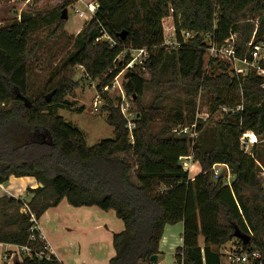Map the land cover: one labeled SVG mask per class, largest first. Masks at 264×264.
Here are the masks:
<instances>
[{"label": "trees", "instance_id": "1", "mask_svg": "<svg viewBox=\"0 0 264 264\" xmlns=\"http://www.w3.org/2000/svg\"><path fill=\"white\" fill-rule=\"evenodd\" d=\"M97 3L95 16L76 37V51L37 94L29 84L31 58L38 47L31 46L32 38L54 23L60 30L68 4L58 15L23 14L0 28V184L12 178L35 179L37 187L27 189L30 197L25 201L38 222L64 200L74 208L114 211L125 229L113 235L115 256L109 264H155L151 258L160 254L166 227L177 224H183L184 231L176 264H202V253L207 264H218L211 249L236 239L240 253H260V260L252 264H264L259 165L264 168V78L256 70L246 76L230 73L225 64L220 65V74H209L204 62L207 38L221 47L234 35L237 58L252 60L248 45L264 44V0ZM172 11L180 46L169 52L163 46L162 22ZM183 31L196 36L185 43ZM142 48L151 53L145 64L148 78L137 70L123 83L136 108L134 128H128L119 105L103 94L106 122L115 139L88 147L84 133L57 114L73 108L67 96L77 87L74 69L84 68L86 76L99 81L101 92L130 60L126 56L117 63L118 59L129 49ZM261 65L264 68V61ZM148 94L152 99L145 102ZM170 100L172 106L166 109ZM198 102L212 115L221 108L232 111L210 127V120L196 121ZM194 124L201 133L195 143L173 132ZM249 132L262 141L251 153L241 142ZM190 154L201 168L194 180L181 163ZM216 165L230 169L234 177L230 185L222 174L215 178ZM23 206L12 196L0 197V244L28 248L31 256L23 254L21 264H62L48 252L41 232L33 230L35 224L22 212Z\"/></svg>", "mask_w": 264, "mask_h": 264}, {"label": "rangeland", "instance_id": "2", "mask_svg": "<svg viewBox=\"0 0 264 264\" xmlns=\"http://www.w3.org/2000/svg\"><path fill=\"white\" fill-rule=\"evenodd\" d=\"M90 3H97V0H35L31 3H28L27 0H0V28L7 24H11L14 20L18 19L23 14H29L32 16H45L50 14L58 15V10L65 4H68V19L64 20L65 22L60 30H57V23H54L51 26L40 29L36 34H34L32 38L31 46H34V44L38 45V47H36L34 56L31 58V66L29 70L30 89L31 91L36 92L33 94L39 93L46 85L48 78L55 73L56 69L61 66V64L73 52L76 51V37L81 32L85 24L91 20L90 14L88 13L87 9V5ZM75 8H77L79 12L84 13L87 19L79 18L78 14L75 11ZM164 20L162 22V26L164 35L163 37L165 40V34L167 32L165 31L166 28L172 25L175 26L173 11L171 12V15L169 17H166ZM183 32L184 34L190 33L187 42L194 39V37L196 36L194 33L189 31ZM105 40L107 41V39ZM208 40L209 38H207L205 41L207 43V54L204 57L205 69L207 70V73L213 75L220 74V65L222 64H225L229 67L230 73L235 72L234 70L239 68L247 70L248 73L251 70H257L252 65L248 66L246 64H243L242 62L231 61L227 58H221L222 60L215 59L208 50L211 44L210 42H208ZM234 40L236 42L237 36H235ZM164 47L169 52L177 50L178 48L176 44L171 43L168 46ZM124 57L125 55H122L121 58L118 59L117 63H123L125 61ZM213 61L215 63L211 65ZM139 73H143L142 76L148 78L145 70H141ZM73 80L74 82H76L77 87H75V90L67 96V100L73 104V108L58 110L57 114L58 116L63 118L65 122L78 128L81 132L84 133L88 147H93L97 144H100L104 140L115 139L113 128L106 122L107 114L104 112V108L107 105V101L103 98L105 95H107L109 100L115 102L116 105H119L121 112L122 108L127 110V117H125L124 115L123 116L128 120L129 126L134 128L136 108L134 107V100L127 97L124 92L123 83L127 81L125 80V78L120 77L118 80L119 84H116V86H110L108 91L99 92V81H92L88 76H86L84 68L78 66L74 69ZM120 86H122V92ZM122 93L125 95V98L123 97ZM151 96V94H148L144 101H150L152 99ZM169 106H172L171 100L166 105V109ZM229 112L230 111L224 112V110L221 108L219 112L212 115L209 112L207 106H201L198 102L196 121L201 120L198 119L199 117H197L199 115L200 118H202L201 121L203 122H208L210 120L209 126L212 127L216 122L221 121L223 116ZM200 134L201 133L199 132V136ZM252 136H255L254 133L249 132L248 135H246V137L244 136L241 140L242 145L244 146V149L247 153H251L252 148L255 144L257 145L262 143L259 137L255 136L257 139L256 142L255 138L253 139ZM251 140H253V143ZM259 165L261 168L260 175L264 186V168L261 164ZM217 168L220 172L219 175H224L226 177V181H229V183L231 184L234 177L232 176L230 169L228 170L224 165H218ZM200 173V165L196 162H193L192 170L189 173V178L191 180H194ZM31 180L33 179L21 180V178H13L8 183L3 184V190H0L1 192H3L0 195H8L19 200L27 201L29 199V196L27 195L26 188L30 185ZM67 204L68 203L65 202L64 205H61L59 211L65 210L64 206H67ZM72 210L70 211V213L77 212L76 214L73 213V215H79V217L75 216L73 218V222L69 223L68 220L70 216L64 213L63 221L72 225L69 227L70 229H72V231H69V233L72 234L75 242H81V233L87 232V228L91 229L94 223L92 221H83L80 218L82 215H80L76 209L72 208ZM59 211H55L54 213L58 214ZM66 216L68 220H66ZM67 235L69 236V234ZM81 243L87 245L86 242ZM13 247L14 248L12 250H9L7 245H0V264H16L15 260H18L19 263L24 257L23 254L26 256L27 253L25 251L18 247ZM89 251L91 253L93 252L92 250ZM163 259L164 257L161 258L160 261H162ZM165 263H168V260H166ZM247 264H252V262Z\"/></svg>", "mask_w": 264, "mask_h": 264}, {"label": "crops", "instance_id": "3", "mask_svg": "<svg viewBox=\"0 0 264 264\" xmlns=\"http://www.w3.org/2000/svg\"><path fill=\"white\" fill-rule=\"evenodd\" d=\"M24 179L33 178H21V180ZM36 187L37 182L33 179L26 189H34ZM0 190L2 189L0 188ZM2 192L0 191V194ZM27 195L30 197L28 193ZM65 202L67 201L64 200L58 207L48 210L38 223L43 239L49 246L50 253L62 264H109V261L115 256L113 235L125 229L124 223L116 217L114 211L105 212L97 207L74 208L67 204V206H64L65 210L59 211L61 205H64ZM71 207L82 215L80 218L83 221H92L94 223L91 229L87 228V232L81 233V242H86L87 245L80 241L75 242L72 234L69 233V231H72L69 228L72 225L69 223L73 222L75 216L79 217V215H75L77 212L70 213L72 210ZM55 211H59V213L55 214ZM64 213L70 216L69 220L67 216L65 217L69 223L63 221ZM73 213L75 214L73 215ZM183 231V224L166 227L164 237L160 244V254L157 256L158 260L154 262L155 264H176V250L183 245ZM204 244V238L200 237L199 247L202 250L204 249ZM7 246L9 250L14 248L11 245ZM89 250L93 252L91 253ZM231 250L238 254L240 253L241 248L239 247V241L237 239L219 248L213 247L211 249L212 253L219 257V259H216V261H219L218 264H233L228 257V253ZM202 256V264H207L204 253H202ZM163 257L164 259L160 261ZM166 260H168V263H165ZM139 264L151 263L141 262Z\"/></svg>", "mask_w": 264, "mask_h": 264}, {"label": "built area", "instance_id": "4", "mask_svg": "<svg viewBox=\"0 0 264 264\" xmlns=\"http://www.w3.org/2000/svg\"><path fill=\"white\" fill-rule=\"evenodd\" d=\"M35 0H27L28 3L34 2ZM99 8L98 3H90L87 5V9H88V13L90 14L91 19L95 16L97 9ZM76 13L78 14L79 18L82 19H87L86 15L82 12H79V10L77 8H75ZM168 19V18H167ZM166 21V20H164ZM166 34L165 37L166 39L164 40L163 46H168L170 43L171 44H176L179 48L180 44L178 42L177 39V34H176V28L174 25L172 26H168L166 28ZM182 34V38L184 40V42H187V39H189L190 33H186ZM236 35L232 36V42L229 45H224L221 47H217L215 44H210L209 46V51L211 53V55L215 58V59H224L227 58L231 61H236V62H242L243 64H246L248 66H253L254 68H256L257 70V74L260 77L264 78V68L262 67L261 63L264 61V44L258 45V46H252V43H250L248 45L249 51H250V58H252V60L248 59L246 57V59L244 60H240L237 58L236 54H235V38ZM103 39H107L110 41V44L112 46H115V43L110 40L107 37H104ZM99 41V40H98ZM125 57H129V62L127 63V65L122 69V71L115 77V79L113 80V82L108 85V87H106L105 89H103L102 91L106 92L109 90L110 86H116V84H119V78L123 77L125 78V76L129 73V72H135L137 70H145V64L146 62L150 59L151 57V53L150 50L147 48H142V49H129L128 51H126V53L124 54ZM121 58V57H120ZM221 59V60H222ZM249 62V63H248ZM236 74L242 75V76H246L248 74V71L242 68L239 69H235L234 70ZM259 71V72H258ZM121 87V92H122V86ZM123 97L125 98V95L122 93ZM224 110V112H228V111H232L228 108H222ZM237 111L242 110L241 108H237ZM127 110L122 108V113L125 117H127ZM197 117H199L198 119H201L200 116L198 115ZM128 128L130 130H132V127L129 126L128 124ZM174 133H176L177 135H186L188 136L189 140L192 143H195L199 137V131H198V127L196 124H194L193 126H179L177 128H175L173 130ZM248 135V133L246 134ZM246 135H244L246 137ZM252 138H255V141L257 142V139L255 136H252ZM243 139V138H242ZM245 139V138H244ZM253 143V140H251ZM195 162L193 155L190 154L188 156L182 157L181 158V163L183 165V168L186 172L190 173L192 170V163ZM225 166V165H224ZM218 165L214 166V174H215V178L217 179L219 177V170H218ZM228 170L229 168L227 166H225ZM227 185H230L229 181H227L226 183ZM0 188L3 190V185L0 184ZM21 202L23 203V208H22V212L24 214H27L30 216V221L33 222L35 224L33 230H38L40 232L39 229V225H38V220L35 218V215L30 211V208L28 207V204L26 203V201L21 200ZM32 230V231H33ZM42 236V234H41ZM43 238V236H42ZM44 240V239H43ZM47 250L49 251V246L47 245ZM23 251H25L27 254V256H31V252L28 248H21ZM51 254V253H50ZM44 257L43 254L39 255V258ZM228 257L229 260L231 261V263L233 264H247L250 263L251 261H257L260 260L261 256L260 253L256 250L250 251V252H243V253H236L234 251L231 250V252L228 253ZM47 258V257H46ZM48 259V258H47Z\"/></svg>", "mask_w": 264, "mask_h": 264}, {"label": "water", "instance_id": "5", "mask_svg": "<svg viewBox=\"0 0 264 264\" xmlns=\"http://www.w3.org/2000/svg\"><path fill=\"white\" fill-rule=\"evenodd\" d=\"M61 19H62V20H67V19H68L67 9H65V10L63 11V15H62ZM120 36L122 37V39H125L126 34H121ZM131 76H132V73L129 72V73L125 76V80H128ZM47 100L50 101V100H51V97H48ZM237 238L240 239V240H243L245 243H248V238H247L246 236L242 235V234H238V235H237ZM157 260H158V257H157V256H154V257L151 258V261H152V262H156ZM16 264H21V263H16Z\"/></svg>", "mask_w": 264, "mask_h": 264}, {"label": "bare ground", "instance_id": "6", "mask_svg": "<svg viewBox=\"0 0 264 264\" xmlns=\"http://www.w3.org/2000/svg\"><path fill=\"white\" fill-rule=\"evenodd\" d=\"M254 139V138H253Z\"/></svg>", "mask_w": 264, "mask_h": 264}]
</instances>
